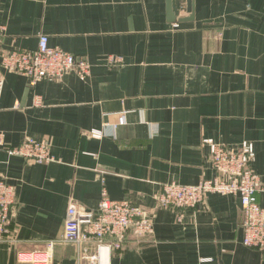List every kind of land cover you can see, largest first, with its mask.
I'll return each instance as SVG.
<instances>
[{
  "label": "crops",
  "instance_id": "obj_1",
  "mask_svg": "<svg viewBox=\"0 0 264 264\" xmlns=\"http://www.w3.org/2000/svg\"><path fill=\"white\" fill-rule=\"evenodd\" d=\"M175 4L187 17L186 0ZM193 7V20L170 22L167 0H0L1 51L36 50L45 34L90 65L85 77L33 85L0 67V177L16 189L0 264H33L19 254L59 240L70 205L96 211L103 189L144 207L152 233L129 232L101 256L56 242L45 264H264V250L242 243L237 196L209 193L184 209L154 198L164 184L215 176L205 140L233 150L248 141L264 207V0ZM29 138L55 160L7 152Z\"/></svg>",
  "mask_w": 264,
  "mask_h": 264
},
{
  "label": "built area",
  "instance_id": "obj_2",
  "mask_svg": "<svg viewBox=\"0 0 264 264\" xmlns=\"http://www.w3.org/2000/svg\"><path fill=\"white\" fill-rule=\"evenodd\" d=\"M2 27L0 26V40ZM120 61V58L111 59ZM0 67L6 71L16 72L29 78L31 85L42 79H57L69 71L80 77L89 73V63L58 46H51L48 36L40 34L36 50H0ZM2 80L0 79V96ZM40 97L35 100L41 103ZM89 135L101 138L102 131L92 129ZM209 146V158L216 172L211 179L200 180L196 184H164L154 198L162 207L196 208L209 193L230 194L237 196L241 210L242 243L249 248L264 250V207L257 200L260 179L251 169L254 159V146L244 141L239 149L233 150L216 144L211 139L205 140ZM7 152L24 160L36 163H47L55 160L47 144L32 138L23 140L16 146L7 148ZM16 202L15 186L0 177V241L8 238L11 223V210ZM74 204L68 208L63 234L59 240L46 242L42 252H21V256H31L22 261L33 264H45L51 256V249L56 242H72L79 248L93 244L97 248L95 256L109 254L124 244L127 234L136 237L151 234L152 221L147 210L128 200H114L102 190L96 211L78 210ZM203 260H208L203 259Z\"/></svg>",
  "mask_w": 264,
  "mask_h": 264
},
{
  "label": "water",
  "instance_id": "obj_3",
  "mask_svg": "<svg viewBox=\"0 0 264 264\" xmlns=\"http://www.w3.org/2000/svg\"><path fill=\"white\" fill-rule=\"evenodd\" d=\"M186 12L188 13L187 17H177L178 9L175 4V0H167V18L170 22H184L193 20V0H186Z\"/></svg>",
  "mask_w": 264,
  "mask_h": 264
},
{
  "label": "rangeland",
  "instance_id": "obj_4",
  "mask_svg": "<svg viewBox=\"0 0 264 264\" xmlns=\"http://www.w3.org/2000/svg\"><path fill=\"white\" fill-rule=\"evenodd\" d=\"M21 259H23V257H22V256H21ZM28 259H31V256H30ZM28 259H25V260H28Z\"/></svg>",
  "mask_w": 264,
  "mask_h": 264
}]
</instances>
